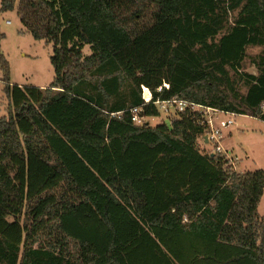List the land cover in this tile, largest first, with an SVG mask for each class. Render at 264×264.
I'll use <instances>...</instances> for the list:
<instances>
[{"label":"trees","instance_id":"16d2710c","mask_svg":"<svg viewBox=\"0 0 264 264\" xmlns=\"http://www.w3.org/2000/svg\"><path fill=\"white\" fill-rule=\"evenodd\" d=\"M17 10L53 44L55 75L47 87L12 83L0 54V264H264V169L238 171L202 148L198 111L154 126L130 112L158 116L156 101L178 98L264 120V53L257 74L242 69L247 48L264 47V0Z\"/></svg>","mask_w":264,"mask_h":264},{"label":"rangeland","instance_id":"374dc122","mask_svg":"<svg viewBox=\"0 0 264 264\" xmlns=\"http://www.w3.org/2000/svg\"><path fill=\"white\" fill-rule=\"evenodd\" d=\"M17 9L18 0L14 9L2 11L0 0V30L5 34L0 54L3 53L9 61L12 83L47 87L55 75L50 60L53 44L35 39L22 24ZM83 51L86 55H90L92 53L91 46L86 44ZM263 53L264 47L262 46L248 47V55L242 69L257 74L258 69L252 62V58ZM241 90L245 92L246 88L241 87ZM9 104L10 100L4 91L3 72L0 67V117L7 114ZM176 115V111H171L168 114L160 109V115L150 116L146 120L154 126L162 122L170 123ZM219 115L220 119H227L229 116L225 113ZM234 117V124L223 128L225 135L223 145L230 149V163L238 171L264 169V120L245 114H237ZM200 144L202 148L211 150L208 144H204L202 138ZM259 213L264 218V197L259 207Z\"/></svg>","mask_w":264,"mask_h":264},{"label":"built area","instance_id":"2783aa9c","mask_svg":"<svg viewBox=\"0 0 264 264\" xmlns=\"http://www.w3.org/2000/svg\"><path fill=\"white\" fill-rule=\"evenodd\" d=\"M10 22V21H8ZM160 89V88H159ZM146 90H149L148 88H145L144 94L146 99H150L151 93L149 91V94H146ZM156 106L158 107L159 111L162 109L166 113H170L171 111H184L186 109H189L191 111H198L202 116V122L207 124V130L203 137V141L205 142V136L207 137V144L211 147V151L213 153H219L225 155L228 159H231L229 151L225 148L223 145V140L225 138V135L223 133V128L230 126L231 124H234L235 117L237 114L234 112L219 110L218 108L196 103L194 101L186 100V99H169V100H158L155 102ZM143 108L142 107H134L130 110L132 121L136 125H142L144 122H146L148 117L142 114ZM220 113H225L228 116L227 119H220ZM113 115H119L118 113H113ZM147 119V120H146Z\"/></svg>","mask_w":264,"mask_h":264},{"label":"crops","instance_id":"0c3cea01","mask_svg":"<svg viewBox=\"0 0 264 264\" xmlns=\"http://www.w3.org/2000/svg\"><path fill=\"white\" fill-rule=\"evenodd\" d=\"M205 144H207L206 142H204ZM208 146V145H207ZM225 148L228 150V151H230V149L227 147V146H225ZM239 165V164H238ZM245 170H247V169H245ZM263 197H264V194H263ZM263 197H262V199H261V202H262V200H263ZM261 202H260V205H261ZM260 205H259V207H260ZM259 209V208H258Z\"/></svg>","mask_w":264,"mask_h":264},{"label":"water","instance_id":"95a60500","mask_svg":"<svg viewBox=\"0 0 264 264\" xmlns=\"http://www.w3.org/2000/svg\"><path fill=\"white\" fill-rule=\"evenodd\" d=\"M146 94H149V90H146ZM205 142L207 143L208 140H207V137L205 136Z\"/></svg>","mask_w":264,"mask_h":264}]
</instances>
